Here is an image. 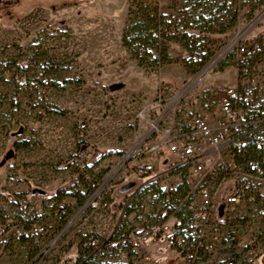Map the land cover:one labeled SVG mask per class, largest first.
<instances>
[{"label": "rangeland", "instance_id": "374dc122", "mask_svg": "<svg viewBox=\"0 0 264 264\" xmlns=\"http://www.w3.org/2000/svg\"><path fill=\"white\" fill-rule=\"evenodd\" d=\"M38 1L56 6L69 0H0V205L24 195L36 206L52 198L60 211H51L41 235L0 211V227L10 232L7 243L0 242V264H76L77 246L84 238L100 237L105 242L119 238L129 229L123 214L134 202L133 187L123 189L136 182L134 174L141 166L164 168L172 161L166 153L168 142L157 151L151 149L188 130L200 99L218 86H234L227 82L230 72L236 76L232 61L238 42L247 43L262 57L264 72V0L245 1L236 27L197 41L193 57L179 43L169 42L172 63L156 71L138 67L122 48L119 24H108L107 39L101 42L97 10L31 8ZM166 2L170 14L165 15L173 24H181L188 12L197 10L195 1ZM74 10L86 15L76 17ZM207 52L206 64L189 73ZM73 59L78 64L67 72L21 69L29 61ZM224 62L228 66L220 71ZM260 79L264 92V74ZM44 81L57 85L46 87ZM47 106L65 115L47 114ZM79 140L88 147L71 164H63L76 153ZM106 150L122 154L104 159L80 179L74 189L80 198L64 195L83 173L84 163H92ZM259 192L249 187L243 202L236 205L221 198L218 213H226L228 220L224 235H237L236 245L244 251L254 247L260 252L255 264H264V208L258 205ZM225 195L227 191H222ZM250 215L256 216L255 222ZM220 247L225 248V243ZM116 254L117 250L100 246L81 264H114ZM152 255L151 264H176L172 249L159 248ZM231 255H235L231 248L216 252L207 264H224Z\"/></svg>", "mask_w": 264, "mask_h": 264}, {"label": "built area", "instance_id": "2783aa9c", "mask_svg": "<svg viewBox=\"0 0 264 264\" xmlns=\"http://www.w3.org/2000/svg\"><path fill=\"white\" fill-rule=\"evenodd\" d=\"M262 62L251 46L238 42L232 61L236 84L216 87L198 101L187 131L152 147L157 151L168 142L166 153L173 159L164 168L141 166L134 174V202L123 214L130 226L113 249L114 264H151L153 251L159 248L174 250L176 264H207L213 254L229 248L235 255L227 260L234 257L235 264L258 261V250L247 246L244 251L236 245L237 235H224L228 220L218 209L221 198L228 205L243 202L249 187L260 191L258 205L264 208V167L248 171L237 160L245 147L243 138L260 132L264 140ZM222 191L227 195L222 197ZM0 211L41 235L51 211L60 210L52 198L36 206L27 197H15L3 202ZM249 217L255 222V215ZM9 238L8 229L0 227V242L6 244Z\"/></svg>", "mask_w": 264, "mask_h": 264}, {"label": "trees", "instance_id": "16d2710c", "mask_svg": "<svg viewBox=\"0 0 264 264\" xmlns=\"http://www.w3.org/2000/svg\"><path fill=\"white\" fill-rule=\"evenodd\" d=\"M191 1H195L193 9L197 10L193 13L188 12V16L182 20L181 24H173L171 18L162 14L157 2L152 4L142 0H132V3H129L127 18L121 36V46L130 55L131 59L136 62L138 67L145 70L156 71L162 66L171 64L172 58L168 52L169 42L179 43L189 56L193 57L194 51L198 49L196 45L197 41L207 40L212 35H223L236 27L239 21V14L247 0H231L232 4H228V0ZM253 10L254 9H252L250 13H252ZM179 25L182 26L179 28ZM209 56V52L201 56V60L195 63L196 68L189 73L195 74L206 64L207 57ZM77 64V59L64 63L47 62L41 64L29 61L22 66L21 69L23 71L44 70L67 72L74 69ZM227 66L228 64L224 62L220 65L219 70L223 71ZM73 83L79 85L84 84V82L81 81H74ZM42 85L46 87H55L57 83L54 81H44ZM46 113L59 116L65 115L64 111L53 106H47ZM261 137H263V135H261L260 132H255V134L247 136L242 140L245 147L237 154V160L240 164L244 163L243 165L248 171L251 170L252 166L257 165L264 167V148L262 146L263 140ZM85 147H88L87 143L79 140L76 145V153L63 164H71L73 159L83 151L82 148ZM121 154V152L116 150H106L98 154L92 163L85 162L83 173L79 174L77 178L72 181V186L66 189L67 193L64 195L80 198L78 192H74V189L79 186L80 179L86 174H91L92 169L104 159L114 155L119 156ZM89 191H91V189H89ZM59 193L60 191H58V194ZM17 197L26 196L20 195ZM121 238H114L107 242L103 246V249H116L122 240ZM104 243L105 239L100 237L89 236L84 238L77 246L75 263H83L86 257H89L97 247L102 246ZM224 264H235V258L232 257L230 260L225 261Z\"/></svg>", "mask_w": 264, "mask_h": 264}, {"label": "crops", "instance_id": "0c3cea01", "mask_svg": "<svg viewBox=\"0 0 264 264\" xmlns=\"http://www.w3.org/2000/svg\"><path fill=\"white\" fill-rule=\"evenodd\" d=\"M143 1V0H142ZM152 3L151 0H147V2ZM159 4V10L162 14L169 15L170 8L168 6V2L166 0H159L157 2ZM128 7H129V0H69L68 2H63L60 4L50 5V4H44L41 1H38L35 3L31 8L34 10H47L49 8L53 9H86L89 10H97L96 13L100 14L101 17V42L104 43L107 39L106 37V26L108 24H119V38L122 36L123 31V24H125V20L127 18L128 13ZM47 8V9H46ZM85 12L81 11V14L79 11H75L73 15L78 16L79 14L84 16ZM95 13V14H96ZM78 14V15H77ZM26 16V15H25ZM24 17V16H23ZM23 18L20 19V21ZM230 78L228 79L227 85H235L236 84V76L235 72H230Z\"/></svg>", "mask_w": 264, "mask_h": 264}, {"label": "water", "instance_id": "95a60500", "mask_svg": "<svg viewBox=\"0 0 264 264\" xmlns=\"http://www.w3.org/2000/svg\"><path fill=\"white\" fill-rule=\"evenodd\" d=\"M134 186V184L133 183H130L128 186H126L124 189H123V191H128L130 188H132Z\"/></svg>", "mask_w": 264, "mask_h": 264}]
</instances>
